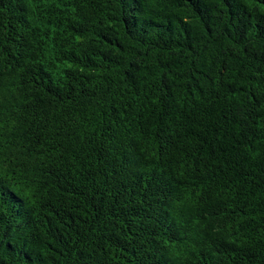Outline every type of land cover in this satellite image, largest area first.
<instances>
[{
  "label": "trees",
  "instance_id": "trees-1",
  "mask_svg": "<svg viewBox=\"0 0 264 264\" xmlns=\"http://www.w3.org/2000/svg\"><path fill=\"white\" fill-rule=\"evenodd\" d=\"M0 264H264V0H0Z\"/></svg>",
  "mask_w": 264,
  "mask_h": 264
}]
</instances>
